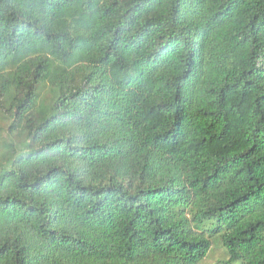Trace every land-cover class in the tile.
<instances>
[{"label": "trees", "instance_id": "16d2710c", "mask_svg": "<svg viewBox=\"0 0 264 264\" xmlns=\"http://www.w3.org/2000/svg\"><path fill=\"white\" fill-rule=\"evenodd\" d=\"M264 264V0H0V264Z\"/></svg>", "mask_w": 264, "mask_h": 264}, {"label": "rangeland", "instance_id": "374dc122", "mask_svg": "<svg viewBox=\"0 0 264 264\" xmlns=\"http://www.w3.org/2000/svg\"><path fill=\"white\" fill-rule=\"evenodd\" d=\"M222 251L220 249H215V251H213L210 256L208 257V259L205 261L204 264H216L218 263V261L222 260ZM235 264H239V263H235Z\"/></svg>", "mask_w": 264, "mask_h": 264}]
</instances>
